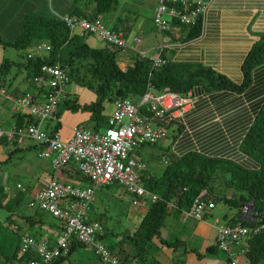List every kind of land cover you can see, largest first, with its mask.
I'll return each instance as SVG.
<instances>
[{
    "label": "crops",
    "instance_id": "0c3cea01",
    "mask_svg": "<svg viewBox=\"0 0 264 264\" xmlns=\"http://www.w3.org/2000/svg\"><path fill=\"white\" fill-rule=\"evenodd\" d=\"M20 1L23 0H0V33L11 32V17L14 14L16 16L15 9L19 7ZM58 1L60 2V0ZM205 1L207 7L201 18L200 35L196 39L187 42L178 40L180 31L175 26H171V32L162 34H159L155 29L158 36L157 39L154 38L156 42L149 38V36L152 38L151 35L144 38V42H142L141 36L127 34L126 20L121 17L120 13L117 14L118 10L112 13L113 16L109 17L106 24L119 29L124 34L128 46L138 54H144L148 57L157 55L159 47L163 43L166 46L163 52L164 58L172 62H196L226 75L235 83H239L240 65L246 53L253 43L264 35V0ZM153 8L154 0H152L149 10L152 22ZM135 38L140 39L141 42L135 43ZM143 43L144 46L142 47ZM8 55L13 56V53L0 45V64L4 59L13 61L10 57H7ZM24 56L25 53L22 51L23 61L19 65H15L17 72L13 76L12 69L14 66L6 75H0V87L4 88L12 98L22 97L26 93H30L37 102H41V92L30 83V77L27 75L28 71L23 67V63L26 62ZM192 97L191 109L184 115L182 125L175 123L165 127L168 123L158 121V124L164 125L166 129H172L171 142L167 146L166 152L168 157L164 158L167 163H164V166L166 167L172 160L181 158L189 152L244 163L243 161L246 160L242 158L239 152V140L242 134L241 118L243 111L253 116V113L264 101V66L254 70L251 87L242 94L236 95L230 92L207 94L199 90ZM59 109L56 118L44 122L42 127L50 132L56 124H59L60 126L55 133L63 140H67L74 126L69 127L58 122L62 113ZM64 111L62 114H67V111ZM234 122L237 126L234 124L232 128H227L228 123ZM27 123L26 112H18L13 102L0 97V128L2 130L10 131L15 128H23ZM76 126L90 129L88 124ZM179 126H182V129H178ZM33 148L37 156L38 145H31L29 140H26L24 145L20 147L0 141V187L3 188L6 194L3 196L6 201L8 199L13 200L14 192L18 191L19 196H29V203L52 179H66L67 177V179L72 178L73 184L79 182L83 185L89 184L88 181L79 178L74 165H70L67 169L61 171V173H65L63 178L61 173L57 175V173L52 172L49 160L48 163H42L41 161L45 159H40L37 156L40 161L33 163L30 157L31 153H29V150ZM15 157L17 160H15ZM147 172L148 169L144 175L150 176ZM12 174L17 177L14 186H10V176ZM17 185H20L21 188L17 189ZM112 185L116 186L118 190L109 195L108 201H119L122 205L123 199L126 196L128 197L127 229L124 236L121 237L116 233L108 234L102 224L104 231L99 239L120 258L123 264H143L136 257L137 248L132 245L128 237L132 235L145 215L149 200L142 199L138 205L133 206L131 203L132 197L117 184L114 183L109 186ZM202 192L205 193V191ZM103 203L104 201L100 202L101 205ZM93 204L88 212L87 221H100L99 218L95 217V212L92 210ZM214 204L216 205V203ZM171 207L172 209L160 227L159 238L151 242L148 257H153L160 264H229L226 256L216 248L214 221L219 220V216L215 212L216 206L202 221H197L190 216V207L176 208L173 205ZM28 208L35 210L34 213L24 214V216L32 217L30 221L15 216H11L8 220L10 227L15 226L12 232L16 233L17 240L13 245V252L24 236L46 237L53 243L61 232V225L57 220L35 208L29 206ZM235 216L240 219L241 213H232L225 223H231V219ZM4 232V228L1 227L0 246ZM159 239L168 243L175 242V245L162 244ZM238 248V246L234 247V249ZM17 250L18 247L16 252ZM21 256L19 250L7 264H27L25 260L21 261ZM94 256L91 248L73 242L69 252L54 264H104ZM239 257L242 256H238L236 259Z\"/></svg>",
    "mask_w": 264,
    "mask_h": 264
},
{
    "label": "trees",
    "instance_id": "16d2710c",
    "mask_svg": "<svg viewBox=\"0 0 264 264\" xmlns=\"http://www.w3.org/2000/svg\"><path fill=\"white\" fill-rule=\"evenodd\" d=\"M52 5L54 6V0L20 1L19 7L15 9L17 17L15 14L11 17V32L0 33V45L4 48L12 46L18 51H24L40 43L50 47V51L42 59L28 60L24 56L26 62L23 63V67L28 71L27 75L30 78L40 74L44 64L53 63L69 68L70 82L72 79H81V73L90 74L97 83L93 88L96 100L84 104L74 103L68 107L65 100H62L59 107L63 105L64 110L87 111L88 126L92 131H99L104 123L103 101L112 103L115 99L122 98L136 104L148 90L154 95L173 93L180 97L188 93L196 94L199 90L207 94L230 92L239 95L250 89L254 70L264 66V35H262L253 43L240 65L239 83L196 62L168 60L165 65L153 68L148 58L140 57L130 48L115 49L105 43L93 47L85 41L89 35L71 33L64 21V18L68 17L93 20L102 14H112L120 7V0H60L58 5L54 7ZM201 22L202 20L199 19L193 26H184L173 18L170 26L179 28V41L187 42L200 35ZM163 52L164 50L161 52L162 58H164ZM15 65L19 63L4 59L0 64V75H6ZM89 87L92 88V85L90 84ZM256 110L253 116L243 111L241 118L242 134L239 140V152L246 160L243 161L244 163L189 152L181 158L172 160L159 177L142 175L141 180L145 190L157 196L155 201L149 202L141 222L128 237L132 245L137 248L136 257L143 264H160L153 257H148V251L151 242L159 238L160 227L172 209L171 206L188 208L201 191H205L206 200L232 205L237 209V213L245 204H249L251 216L258 225L264 226V101ZM142 111H145V108ZM183 119L184 117L168 121L167 117H163L155 120V123L157 125H161L158 121L168 123L165 127L175 123L182 125ZM29 123L28 120L27 124ZM234 124L236 125L235 122L228 123L227 128H232ZM59 126L56 124L50 133H55ZM180 128L182 129V126L178 127ZM12 144L20 147L15 142ZM76 173L80 178L79 172ZM216 182L220 183L225 191L218 192ZM4 195L6 194L0 187V208H7ZM22 196L15 198V207ZM19 217L25 221H30L32 218L23 214ZM230 222L249 224L237 216ZM159 241L168 246L175 245V242L168 243L162 239ZM20 245L21 240L19 246H16L17 252L21 250ZM247 245L244 258L249 264L264 261V229L258 235L249 238ZM16 249L9 256L5 254L0 264L11 261L17 253ZM1 253L4 254V251L0 249ZM33 257L31 254H24L20 259L27 263Z\"/></svg>",
    "mask_w": 264,
    "mask_h": 264
},
{
    "label": "built area",
    "instance_id": "2783aa9c",
    "mask_svg": "<svg viewBox=\"0 0 264 264\" xmlns=\"http://www.w3.org/2000/svg\"><path fill=\"white\" fill-rule=\"evenodd\" d=\"M207 7L205 0H154L153 25L159 34L171 32V20H178L181 25L193 26L202 18ZM71 33L85 36H96L115 49L130 48L124 34L112 26L102 22L100 18H64ZM135 43L140 39L135 38ZM166 46L161 44L159 53L153 56L138 54L148 58L153 68H159L168 59L161 57ZM131 49V48H130ZM50 51L44 43L35 44L25 50L28 60L42 59ZM69 68L59 63L44 64L40 74L32 76L30 83L41 92V102H37L30 93L22 97L12 98L4 88L0 87V97L14 103L15 109L26 112L29 124L23 128L4 131L0 128V140L15 142L23 146L26 140L38 145L37 156L47 159L54 173H60L70 165H74L81 179L88 185L70 184L52 179L39 191L28 206L48 214L61 225V232L51 243L48 238H21V254H31L27 264H52L69 252L70 246L76 242L92 249L95 257L104 264H123L120 258L104 245L99 237L103 234V226L97 221H87V215L97 190L111 184H117L132 197V205L136 206L142 199L153 202L157 196L147 192L141 177L146 172V163L135 160L130 155L133 150L143 144H156L167 138L166 129L155 123L163 117L168 121L181 119L191 109L193 99L191 93L178 96L173 93L154 95L148 90L138 103L129 99L117 98L111 105L113 112L107 119V127L103 131H92L82 126L71 129L69 139L63 140L57 133H50L42 127L46 121L55 118L62 101V88L69 84ZM145 108V111L142 109ZM163 163L167 161L163 158ZM17 189L21 186L17 185ZM202 192L195 197L189 212L197 221H202L215 207L212 200L205 199ZM241 222H231L216 228V248L223 253L229 264H237L236 258L244 256L247 251V240L258 235L264 229L251 216V206L245 204L241 211ZM238 246V249H234Z\"/></svg>",
    "mask_w": 264,
    "mask_h": 264
},
{
    "label": "rangeland",
    "instance_id": "374dc122",
    "mask_svg": "<svg viewBox=\"0 0 264 264\" xmlns=\"http://www.w3.org/2000/svg\"><path fill=\"white\" fill-rule=\"evenodd\" d=\"M58 5V0H54V6ZM152 5V0H120V7L118 8L117 14L120 13L121 17L126 20L127 24V34H132L137 36H141L142 42H144V38L148 37L149 35L152 36V38L149 36L150 39H152L154 42L156 40L154 38H158L157 32L155 31V27L153 26L152 22V16L149 13L150 6ZM52 5V7H54ZM113 16L112 14H102L98 18L102 20V22H107L109 17ZM148 34V35H147ZM88 43H90L93 47H99L103 45V41L99 39L96 36L90 35L87 39H85ZM144 46V43L142 44V47ZM7 51L13 53V56H7L10 57L13 61H16L18 63H21L23 61L21 57L22 51H18L16 48L12 46L6 47ZM25 53V50H24ZM13 74L12 76L17 72V68L13 67ZM81 79H72V81L64 86L62 88V96L63 99L65 98L66 106L72 105L74 103L76 104H84V103H91L96 100V94L94 92L95 86L97 83L91 78L90 74L81 73L80 74ZM79 76V77H80ZM90 84L92 85V88H90ZM62 109V110H61ZM60 112L64 113L63 105L59 109ZM67 114L60 115L58 122H60L61 125H66L69 127H73L79 124L82 125H89L88 120V112L87 111H72L67 109ZM113 112V107L111 103L107 101H103V110H102V116L104 119V123H102L100 131H103L107 127L106 120L111 116ZM167 132V138L161 142H158L156 144H143L142 146L136 148L133 150L132 154L130 155L135 160H143L146 162L148 172L147 174L150 176H160L164 170V163L162 161L163 158L168 157L167 152V146L171 142V134L172 129L168 128L166 130ZM31 145H36L34 141H30ZM29 153H31V160L33 163H37L40 160H38L35 149H30ZM15 156V154H14ZM27 159V158H26ZM15 160L17 158L15 157ZM42 163H48V160H42ZM48 169V168H47ZM45 169V170H47ZM75 171V170H74ZM61 173V172H60ZM65 173H61V175H64ZM146 174V173H145ZM58 175V173H57ZM57 178V177H56ZM17 180V177L12 174L10 176V186H14L15 182ZM57 180L61 182H68L70 184H73L72 178L62 179L57 178ZM76 183V182H75ZM77 184H80L77 183ZM218 185V188L216 189L218 192L225 191V189L220 185V183L216 182ZM118 190V188L114 185L108 186L105 188H101L97 190L94 194V204L92 210L95 212V217L98 219L99 222H102V224L105 226L106 231L109 233H116L119 236L123 237L125 234V231L127 229V221H126V214L129 210V203H128V197L126 196L125 199H123L122 205L119 201H108L109 195L112 194L113 191ZM16 197H20L18 191L14 192L13 200H7L5 201L7 208L2 207L0 208V228H4V237L1 241L0 249L4 251V254H0V263L4 260V255L9 256L12 254L14 250V243L16 242V233L12 232V229L15 226L10 227L8 220L11 218V216H15L19 218V215L25 214V213H34L35 210L29 209L27 204L29 201V196L24 195L22 196V199L18 203V205L15 207L16 204H14ZM145 200H147L145 198ZM104 203L102 205L100 202ZM9 203V204H8ZM12 204V205H11ZM11 205V206H10ZM215 212L219 216V226L225 225L226 221L229 219L230 215L236 214L237 209L232 206L225 204L223 202L216 203ZM95 257V256H94ZM96 258V257H95ZM237 264H248L246 262V259L244 256L239 257L236 259ZM4 264V263H3ZM258 264H264V261L259 262Z\"/></svg>",
    "mask_w": 264,
    "mask_h": 264
},
{
    "label": "bare ground",
    "instance_id": "6f19581e",
    "mask_svg": "<svg viewBox=\"0 0 264 264\" xmlns=\"http://www.w3.org/2000/svg\"><path fill=\"white\" fill-rule=\"evenodd\" d=\"M62 100H63V96H62ZM62 102V101H61Z\"/></svg>",
    "mask_w": 264,
    "mask_h": 264
}]
</instances>
